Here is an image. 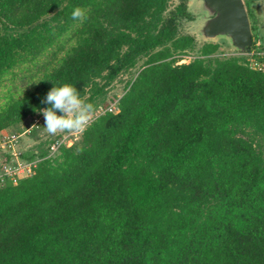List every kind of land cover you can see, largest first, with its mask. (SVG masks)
<instances>
[{"label":"trees","instance_id":"16d2710c","mask_svg":"<svg viewBox=\"0 0 264 264\" xmlns=\"http://www.w3.org/2000/svg\"><path fill=\"white\" fill-rule=\"evenodd\" d=\"M169 1L0 0V84L45 58L39 83L0 106V136L44 116L35 109L51 106L54 81L96 109L71 146L52 153L60 134L21 154L31 175L0 178V264H264V56L251 2L253 54L226 56L182 33L194 15ZM3 156L0 172L13 159Z\"/></svg>","mask_w":264,"mask_h":264},{"label":"rangeland","instance_id":"374dc122","mask_svg":"<svg viewBox=\"0 0 264 264\" xmlns=\"http://www.w3.org/2000/svg\"><path fill=\"white\" fill-rule=\"evenodd\" d=\"M195 1L187 0L188 9L194 14V19L183 20L180 28L182 33L195 36L197 44L201 46L203 43L207 42V40L200 34V23L202 21V18L201 15H198L199 7L194 4L196 3ZM179 2L180 0H170V8H174ZM250 2V7L253 11L257 30L259 33L257 46L262 48L261 53L264 55V0H250ZM214 41H218L221 43V50L226 56L245 54L237 52L222 39H214ZM195 55L196 54H194V52L189 53V55H186L181 60H179L178 63H187L191 61L195 57ZM44 60L45 58H40L37 62L29 64V67H27L26 69L24 67L22 69L16 68L14 69V72L12 74L7 75L6 79L3 80V82L0 84V106L6 103L11 92H13L16 96H21L26 91H28V89L32 88L33 83H35L34 81H37L41 76V71H39L38 69ZM144 60L145 59H142L141 61H139L138 65L135 68L117 78V80L109 88L105 100L109 101L113 97H120L123 94L126 85L134 76H136L139 67L142 66ZM112 108L114 110L117 109L115 104L112 105ZM33 125L35 126L33 127ZM44 126L45 117L40 116L35 122L21 123L17 126H13L3 131L2 134L4 135H13L15 132L20 133L18 142L14 143L12 148H9V145H7L6 142L0 140V164L5 152H8L13 156L11 162L7 164L5 171L12 170L15 167L14 163L22 164L24 162H27L22 160V158L20 157L21 154L29 153L30 150L38 144L50 141L60 134L63 135L62 138L66 140L68 145L73 144L78 138H80L81 133L69 132L59 133L53 136L46 132ZM72 135H74L73 138H71ZM21 166L23 169V165ZM5 171L3 170V172H0V177L4 174ZM27 173H29L27 172V170H22L20 172V176L24 177Z\"/></svg>","mask_w":264,"mask_h":264},{"label":"water","instance_id":"95a60500","mask_svg":"<svg viewBox=\"0 0 264 264\" xmlns=\"http://www.w3.org/2000/svg\"><path fill=\"white\" fill-rule=\"evenodd\" d=\"M195 2L194 4L199 7L198 15L202 18L200 34L207 42L221 44L214 39H222L239 53L250 52L253 32L244 0Z\"/></svg>","mask_w":264,"mask_h":264},{"label":"clouds","instance_id":"9594fccd","mask_svg":"<svg viewBox=\"0 0 264 264\" xmlns=\"http://www.w3.org/2000/svg\"><path fill=\"white\" fill-rule=\"evenodd\" d=\"M71 15L73 20L87 19L81 7H75ZM54 85L46 96V102L51 106L35 109L45 117L46 132L53 136L65 132L83 133L93 120L96 111L94 104L82 98L78 89L71 83L54 81Z\"/></svg>","mask_w":264,"mask_h":264},{"label":"built area","instance_id":"2783aa9c","mask_svg":"<svg viewBox=\"0 0 264 264\" xmlns=\"http://www.w3.org/2000/svg\"><path fill=\"white\" fill-rule=\"evenodd\" d=\"M246 54H249V56H251L253 54V52L250 50V52H247ZM260 54H261L260 56H264L261 52H260ZM251 60L253 62H255V59L254 58L251 59ZM258 66H260L259 67L260 69L264 70V61L259 62L258 63ZM73 136L74 135H72L71 138H73ZM18 139H19V135H16V134H13V135H10V134L9 135L1 134V136H0V140L6 142V144L9 145V148H12L13 144L16 143ZM62 143H66L67 146H71L72 145V144L71 145H68L67 142H66V140H64L62 138V139L56 141L52 145V147H51L52 153H54ZM21 165H23V169H22V166ZM14 166L15 167L12 170H10V171H5V169H6L5 168L4 169L5 172H4V174L0 178H2L3 176H9L11 179H13L14 183H16L19 178H22L20 176L21 175L20 172L22 170H27V172H29V173L25 174V176H29V175L32 174L34 163H32V162H24L22 164H20V163H18V164L16 163L15 164L14 163Z\"/></svg>","mask_w":264,"mask_h":264},{"label":"crops","instance_id":"0c3cea01","mask_svg":"<svg viewBox=\"0 0 264 264\" xmlns=\"http://www.w3.org/2000/svg\"><path fill=\"white\" fill-rule=\"evenodd\" d=\"M263 29H264V27H263Z\"/></svg>","mask_w":264,"mask_h":264}]
</instances>
